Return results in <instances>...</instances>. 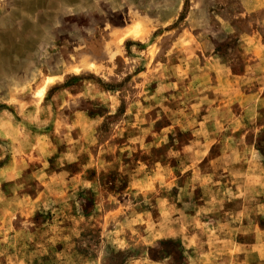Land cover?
I'll return each mask as SVG.
<instances>
[{
	"label": "clouds",
	"instance_id": "9594fccd",
	"mask_svg": "<svg viewBox=\"0 0 264 264\" xmlns=\"http://www.w3.org/2000/svg\"><path fill=\"white\" fill-rule=\"evenodd\" d=\"M217 2L219 13L185 29L191 55L169 31L184 0L172 14L150 0H37L22 28L0 30V74L56 77L43 99L0 89V160L11 155L16 169L0 170V185L11 182L10 195L0 190V264H264V0ZM44 41L51 49L38 55ZM217 64L239 115L212 83ZM129 86L147 107L129 101Z\"/></svg>",
	"mask_w": 264,
	"mask_h": 264
},
{
	"label": "rangeland",
	"instance_id": "374dc122",
	"mask_svg": "<svg viewBox=\"0 0 264 264\" xmlns=\"http://www.w3.org/2000/svg\"><path fill=\"white\" fill-rule=\"evenodd\" d=\"M198 2V0H184L183 6L181 10L178 13H175L172 24L169 25V31L175 29L177 33V37L180 38L181 43L184 45L186 52L191 55L190 52V45H191V39H189L188 32L185 31V29H188L190 26L195 28L197 25H202L205 23V21L208 19L209 11H212L214 13H219L223 9V5L218 3L217 0H205V3L202 4L199 8L194 7V5ZM37 3V0H0V30H7L9 27L16 26L17 28H22L25 24L26 17L28 16V13L26 12L27 7L35 6ZM175 3V0H150L149 3V10H155L163 14H172L173 13V5ZM258 11H264V10H258ZM256 13L254 12L253 15ZM34 19V17H33ZM224 16H219V20H223ZM199 31V28H196L195 31L191 32V36L195 37L197 35V32ZM183 33V35H181ZM118 39V36L114 34L113 40L115 41ZM127 43V42H125ZM215 44V41H211L209 45V53H205V55H210L212 58H214V54L211 53V45ZM230 44L228 41H225V44L218 45L216 47V51H223L226 47H229ZM51 49V44L48 41H44L39 49L38 55H42L45 53L46 50ZM96 52L95 46L92 47L91 51L84 50L80 52L79 59L81 63H87L90 54ZM197 56L201 57V67L204 66L203 56H201V53L197 51ZM38 67V66H37ZM75 69H69V71H72ZM142 69H138V71H141ZM236 73L233 72V75ZM212 83L214 86L218 88L219 95L221 99L231 98V108L234 113L237 115L240 114V103L241 101L237 99L239 96V93L235 89V85L231 79V76L225 77L222 66L217 64L214 65L210 72ZM56 79L55 76H49L47 75V72L41 68L40 74L38 75L36 72V68H29L25 69L22 73H16L12 75L11 77H5L3 74H0V89H5L9 86L12 87L13 91L17 94V96H24L27 97L29 95L32 96L33 100L35 98L43 99L46 95V93L49 91L50 85L52 82ZM189 79H191V76H189ZM188 81H185V84H187ZM157 87L156 82H153L148 87V93L151 95L155 92V89ZM125 92L129 95V101L135 102L137 97L139 98L140 102L144 104V106H148L150 103L147 100H144L143 96H139V89L128 87L125 89ZM248 93H244V95H247ZM164 95H168V93H164ZM209 99L213 100L214 106L219 104V101L215 100V96L209 95ZM64 103L67 105L70 103L69 100H65ZM154 103V101L152 102ZM165 103L169 107H175L174 104L170 103L169 101H165ZM29 108V105L25 103L23 100L19 101L18 107L16 111L23 114L25 110ZM127 108V103L122 100L121 101V108L118 110V114L122 115L123 111ZM207 108V105H204L201 109V116L206 115V112L204 109ZM159 109H154L153 111H158ZM131 111L135 112V108L131 109ZM262 114H264V109L260 110ZM153 113H150V115ZM36 121L40 123L41 128L48 127L42 122V117L40 115L39 111V105L37 104V113L35 117ZM130 119V117H129ZM169 123V121H160L157 123V129H159L160 126L166 125ZM85 129H87V124L85 123ZM56 131L59 132L64 127V122L61 120L56 121ZM79 130V129H78ZM73 137L76 136V133L74 132ZM128 136V133H125L124 139H126ZM262 137H264V133L261 134ZM47 137L41 136L39 139L40 147L42 149L47 148ZM181 139H183V136H181ZM149 140H151V137H149ZM171 140V136H170ZM118 143H123V140L120 138H117ZM64 146H61L60 150H63ZM12 164V157L11 155H6L3 160H0V170H5L7 174L12 175L15 173L16 169L14 167H11ZM91 171V170H90ZM59 182V181H57ZM10 181L6 182L3 185H0V190H3L6 195H10L11 193L8 191ZM175 191V189H174ZM120 198V197H118ZM124 199L126 197L121 199V207H123ZM120 209L112 208L108 211L107 215L103 218V227H109L108 221L109 219L114 215L118 214ZM2 215V213H0ZM152 215L151 213L149 214ZM37 218H39L37 216ZM141 219L143 220V223L145 226H148L150 223H154V218L152 221L150 220H144L143 215L141 214ZM16 221H13V224L15 225ZM215 232V230H213ZM170 246L172 245V241L169 238L167 241Z\"/></svg>",
	"mask_w": 264,
	"mask_h": 264
}]
</instances>
